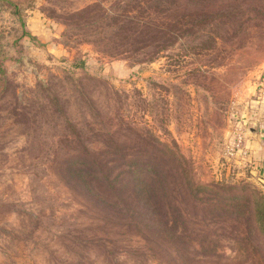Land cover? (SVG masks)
<instances>
[{"label":"rangeland","instance_id":"1","mask_svg":"<svg viewBox=\"0 0 264 264\" xmlns=\"http://www.w3.org/2000/svg\"><path fill=\"white\" fill-rule=\"evenodd\" d=\"M262 118L264 0H0V264H174L66 164L162 155L206 225L197 185L264 196L247 145Z\"/></svg>","mask_w":264,"mask_h":264},{"label":"trees","instance_id":"2","mask_svg":"<svg viewBox=\"0 0 264 264\" xmlns=\"http://www.w3.org/2000/svg\"><path fill=\"white\" fill-rule=\"evenodd\" d=\"M113 154L100 161L84 157L69 161L70 178L82 185L89 202L132 222L139 234L162 246L174 264H210L214 256L221 257L216 264H239L229 255L258 256L264 250V196L230 195L221 185H197L190 193L194 198L190 217L206 225H191L186 218L189 208L174 201L167 158L144 151L128 156L120 146ZM185 189L179 184V197Z\"/></svg>","mask_w":264,"mask_h":264},{"label":"crops","instance_id":"3","mask_svg":"<svg viewBox=\"0 0 264 264\" xmlns=\"http://www.w3.org/2000/svg\"><path fill=\"white\" fill-rule=\"evenodd\" d=\"M247 145L251 150V155L256 161L261 172L260 176L264 179V118L254 133L253 138L248 139Z\"/></svg>","mask_w":264,"mask_h":264},{"label":"built area","instance_id":"4","mask_svg":"<svg viewBox=\"0 0 264 264\" xmlns=\"http://www.w3.org/2000/svg\"><path fill=\"white\" fill-rule=\"evenodd\" d=\"M236 151L241 153L243 156H250V152L247 154V150L243 145V138L241 136L238 137L237 142L232 146Z\"/></svg>","mask_w":264,"mask_h":264}]
</instances>
